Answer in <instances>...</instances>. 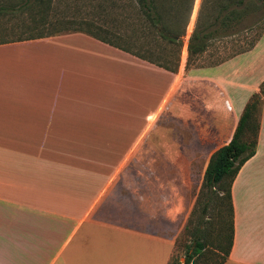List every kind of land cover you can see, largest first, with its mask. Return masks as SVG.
<instances>
[{
    "label": "crops",
    "instance_id": "crops-1",
    "mask_svg": "<svg viewBox=\"0 0 264 264\" xmlns=\"http://www.w3.org/2000/svg\"><path fill=\"white\" fill-rule=\"evenodd\" d=\"M185 61L184 48L171 72L80 30L0 40V264L168 263L178 189L193 159L206 165L230 139L264 79V31L219 63ZM38 143L41 172L27 162ZM151 156L168 164L124 165ZM30 193L38 201L14 196ZM230 200L232 241L217 264H264V95Z\"/></svg>",
    "mask_w": 264,
    "mask_h": 264
},
{
    "label": "rangeland",
    "instance_id": "rangeland-1",
    "mask_svg": "<svg viewBox=\"0 0 264 264\" xmlns=\"http://www.w3.org/2000/svg\"><path fill=\"white\" fill-rule=\"evenodd\" d=\"M201 1L193 0L186 26V34L182 39L180 54L185 48L187 36L194 27L197 10ZM215 1L204 0V4L208 7ZM225 2L231 3V8L235 12L239 11L236 5H233L235 0H225ZM252 9L253 19L248 30H244L243 23L234 17L227 32L222 37L210 40L204 53L190 59V65L198 66L219 61L247 47L249 42H256L255 39L264 31V2L253 5ZM25 16H28V14H24L20 19L19 17L0 16V39L14 37L19 32H22V36H26L41 30L45 34L66 30L89 31L115 44L128 48L130 51L150 55L153 59L162 61V59L167 57L169 60H173V47L156 37L141 24L142 20L140 21L137 18L131 0H51L50 8L45 12V23L42 25L35 23V30L33 31H29L27 28L26 30H21L25 27H33L32 22ZM17 145L21 151L26 150L25 148L22 149L23 146L21 144L17 143ZM44 146L38 143V146L34 145L30 148V151L28 150L29 153L33 154V158L31 156L28 157L27 162L29 161L30 164L38 162L39 166L36 169L39 172H41V169L42 171L45 169L42 168V166L45 167ZM153 150L152 145L145 153L153 155L155 153ZM165 164H168L167 159L151 156L130 158L124 165L135 166L136 168H149ZM190 165L191 174L183 175L184 179H187V185H183V188L178 189L179 200L182 203L180 205L184 207V210L177 222L179 232L175 238L172 254L167 264H183L185 247L194 240L193 232L196 226L201 229L198 239H201L206 245L201 254L191 260V264H217L221 259V252L226 247V239L224 238L226 231L224 232L222 225L226 223L228 218L227 202L225 199H222V202L218 199L220 198L219 192H216V194L212 192L211 195L213 197L209 201L207 210L203 215L201 206L206 198L207 191L200 189V183L202 181L205 159L195 158L190 162ZM21 166L25 168V162L18 163L17 167V172H20L23 176L25 169ZM141 170L145 171V169ZM35 176L37 177L35 179V186L40 187L42 184L40 177ZM150 176H153V174H140V177L145 180H150ZM117 180H120V177ZM33 190L31 191L33 192ZM2 193L5 194L4 191ZM43 193H45V190H43ZM14 196L23 200L38 201L39 199L35 200L32 193L25 195V197ZM9 211L12 213L14 210L11 209ZM16 213L17 211L13 212V214ZM218 244L221 245V248H219ZM216 250L220 251V255Z\"/></svg>",
    "mask_w": 264,
    "mask_h": 264
},
{
    "label": "trees",
    "instance_id": "trees-1",
    "mask_svg": "<svg viewBox=\"0 0 264 264\" xmlns=\"http://www.w3.org/2000/svg\"><path fill=\"white\" fill-rule=\"evenodd\" d=\"M134 6L137 18L142 25L151 31L156 37L173 47V60L167 57L160 60L153 59L150 55L130 51L119 44H115L106 38L97 36L96 34L84 31L88 35L100 39L118 49L126 51L142 60L162 67L165 70L174 72L177 68L182 39L186 34V26L189 19V14L192 8L193 0H131ZM51 0H0V16L23 17L25 16L32 22L33 27H25L21 30H35L34 24H44L45 12L50 8ZM264 2V0H235L233 5L239 9L235 12L231 8V3H226L225 0H216L210 6L204 4L202 0L199 4L195 24L186 39V61L185 65H190V59L194 56L204 53L205 48L210 40H215L222 37L230 28V24L234 17L243 23V29L248 30L252 22L253 5ZM205 6V8H204ZM264 29V28H263ZM69 31V30H66ZM58 33V32H54ZM45 32L38 31L34 34L22 36V32L14 36L16 39L50 35ZM260 37V36H259ZM258 37V38H259ZM255 39V41L258 40ZM3 39V38H1ZM0 39V40H1ZM255 42H249L247 47L231 54L247 51L253 47ZM165 55V54H163ZM219 61L209 62L205 65H213ZM201 66V65H198ZM264 95V79L259 83L258 90L253 92L245 102L242 111L237 119L235 128L230 139L223 145L215 149L210 155L202 173V181L200 189H205L207 192L204 199L201 212L204 215L214 192L220 193V199H225L227 202L228 218L222 226L225 233L226 247L223 253L227 254L232 241V206L230 200V185L241 166V164L253 155L257 131L259 126L260 105L262 96ZM201 229L196 226L193 232L194 240L191 244L186 245L184 250L183 264H191L195 256L201 254L206 243L198 239V234ZM219 245V244H218ZM221 248V245H219ZM220 250V249H219ZM222 260V255L221 259Z\"/></svg>",
    "mask_w": 264,
    "mask_h": 264
}]
</instances>
